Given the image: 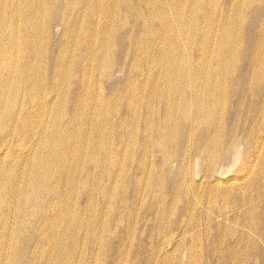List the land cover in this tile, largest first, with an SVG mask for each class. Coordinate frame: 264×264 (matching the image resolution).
I'll list each match as a JSON object with an SVG mask.
<instances>
[{"label": "bare ground", "instance_id": "obj_1", "mask_svg": "<svg viewBox=\"0 0 264 264\" xmlns=\"http://www.w3.org/2000/svg\"><path fill=\"white\" fill-rule=\"evenodd\" d=\"M263 63L264 0H0V264H168L162 242L198 250L186 215L204 206L208 221L215 203L232 205L217 206L206 232L224 215L253 224L264 208ZM103 85L118 92L105 98ZM140 121L142 156L123 170L130 185L114 188L135 159L134 143L120 157L114 141L133 140ZM148 146L156 173L167 170L163 199L141 177ZM138 218L146 248L130 263ZM165 231L173 238L158 242Z\"/></svg>", "mask_w": 264, "mask_h": 264}, {"label": "rangeland", "instance_id": "obj_2", "mask_svg": "<svg viewBox=\"0 0 264 264\" xmlns=\"http://www.w3.org/2000/svg\"><path fill=\"white\" fill-rule=\"evenodd\" d=\"M226 1L227 0H224V3ZM234 10H235V7H234ZM198 12H203V9L202 8L198 9ZM246 12H247V10L243 11L242 14L244 16H246ZM237 20H238V15H236L232 21H228V24L235 22ZM247 22H248V20H244L243 23H247ZM190 24L201 25L200 21L194 22V20H193L190 23L185 22L184 26L186 27V30L183 32V35L181 36L183 41L186 40L185 35L191 34ZM197 35L199 37L201 36V34H199V33ZM139 37H143V36H139V35L135 34V38H136L137 42H139V40H137V38H139ZM226 51H227V49H226ZM256 73L258 76L264 75V63L260 65V70L257 71ZM117 78L122 80L121 74H117ZM121 80H119V81H121ZM135 83H137V81ZM102 89H103L102 96L105 98L107 97L108 93L111 94L114 92H118L117 88L114 85H110V86H104L103 85ZM162 112H163L162 109H160L158 117H156L157 107L155 106L154 107V113L151 116H149L150 122L156 123V121H157V124H159V117H160V114H162ZM145 115H146V113L143 112V116H145ZM134 120L135 119L132 118V121H134ZM116 122H117V120H116ZM137 125L139 127V131L137 130ZM135 127H136V133L134 135L135 138H133V140L131 138H127L125 135H123L114 141L113 149H114L115 153L118 154V156L121 157L123 153L127 154L132 149L131 147L133 146V143H134V150L133 151L135 154V159L132 162L127 161L126 165L121 166L122 170L119 173H115L114 178H115L116 182L113 183L114 188H127L130 185L134 174H133V172H131L129 176H126V174L123 170L124 169L129 170L130 167L135 168L139 158L142 156V151L144 149L141 148L140 146H138L137 144H140V142L142 141V130H143L144 126L140 121L139 123L136 122ZM122 141H125V142L122 143ZM171 145L172 146L176 145L175 140L172 142ZM147 148L153 154V159H152V162H150V161L147 162V165L145 167V171L141 173V177L143 179H145V181L147 183V187L148 188H154V191L158 194V196L161 199H163L165 197V189L163 187V183H164V177H165V174L167 173V170L159 171L156 173L155 170H156V168L160 162V159L158 158L160 156L159 155L160 152H156L155 148H153L152 146H150V147L148 146ZM160 151L163 154L164 153L169 154L168 150L162 149ZM245 152H246V149L243 148L241 150L240 157H244ZM192 155H193V157H192L191 163H192V165L195 166V167H193V170L195 172L196 171L200 172V170H199L200 160H197L194 157L193 152H192ZM207 157H211V156H207ZM177 162H178V160H177ZM175 165L176 164H174L173 166L175 167ZM235 165H237V164H235ZM173 173H174V171H172V174ZM194 175H195V173L192 172L191 177H194ZM174 179L180 181L177 177ZM101 180L103 182L102 176H101ZM193 180H195V179H193ZM120 182H124L125 186L121 187ZM132 186H134V184H132ZM184 188L181 191V196L176 197V199H179V202L176 205V209L180 210V211L186 207V203L188 201L187 195L183 196L185 194ZM252 194H254V192ZM215 204L216 205H213L210 209V217H209L208 221L205 218V213L207 210L204 206H198L197 209L193 210V211L191 209V212H188L186 215L184 228L187 230L188 233L193 232L196 229L195 226H197V224L199 225L198 229H197V231L199 233L198 238H197V241L199 244L198 250L196 249L193 253L188 252V246L191 243V239L189 240L188 238L186 240H184L185 246H184L183 250L180 248L173 250L172 249V247H173L172 243L169 244L167 241H164V243L162 242V248H163V252L161 253L162 256L159 255L158 257L161 258V257L165 256L164 254H166V258L169 260L168 264L169 263L171 264L172 261H173L172 262L173 264L174 263L175 264H178V263L179 264H207L208 262H209V264H225L224 260H228L230 257H231V259H229L227 264H238V262H239V264H264V252H263L264 251V241L262 239H260V237L252 230L255 226H256V228L258 227L259 229L264 228V223L262 222V221H264V213H263L264 208L261 209L260 215L255 217V221L253 224L248 222V221H246L245 224L243 222L239 223V220L241 218L237 219L236 222H232L234 220H233V217L230 216L231 211H228L226 214H229L230 222L225 221L226 220L225 218H227L228 216L224 215V218L221 219V227H219L220 230L217 229L218 231H213V232L207 231L206 232L207 226H210L209 225L210 223L215 222V219L217 216V206L219 209H225L226 207L231 206L232 202H227L225 205H223L222 203H215ZM166 212H167L168 216L174 217V215H172L173 210H172L171 206L169 205V203L167 204ZM238 227H239V230H238ZM227 228H231V231L234 230V234L225 235L227 233H226V231H224V229H227ZM236 229L239 232L241 230L243 231L242 240H238V236L236 235V234H238V231ZM122 230L128 231L127 229H122ZM222 231H224L225 233ZM162 234L163 235L160 236L161 238L158 237V242L161 241L162 238L164 240H166L167 237L173 238L172 233L169 231H165ZM131 235H132V238L129 240V243L127 244V247H126V248H128L127 251H128V257H129L130 263L135 259L134 250L142 251V250H145V248H146V246H145V248L142 247V242L146 244L148 230H147L146 226L143 225V223L141 222V220L139 218L136 220V222L132 228ZM246 237H247V239L245 240ZM209 242L213 245L212 248L207 247V244H209ZM223 243H225V244H223ZM255 243H256V247H255ZM250 247H252V250H248ZM177 251H178V253H177ZM244 252H245V254H244ZM219 253H220V255H219ZM216 254H218V255H216ZM172 255H174V256H172ZM222 255H224V256H222ZM174 258H176V259L173 260ZM180 260H181V263H180Z\"/></svg>", "mask_w": 264, "mask_h": 264}]
</instances>
